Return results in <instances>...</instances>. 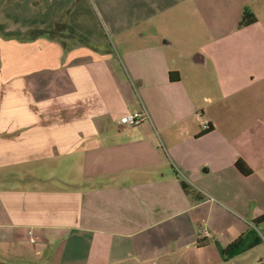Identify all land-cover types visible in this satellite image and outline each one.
<instances>
[{
  "label": "crops",
  "instance_id": "0c3cea01",
  "mask_svg": "<svg viewBox=\"0 0 264 264\" xmlns=\"http://www.w3.org/2000/svg\"><path fill=\"white\" fill-rule=\"evenodd\" d=\"M261 2L0 0V264H255L223 248L264 213ZM65 12L89 44L20 38Z\"/></svg>",
  "mask_w": 264,
  "mask_h": 264
},
{
  "label": "trees",
  "instance_id": "16d2710c",
  "mask_svg": "<svg viewBox=\"0 0 264 264\" xmlns=\"http://www.w3.org/2000/svg\"><path fill=\"white\" fill-rule=\"evenodd\" d=\"M66 12L63 15H59L57 24L53 29H36V30H31L26 32L24 35H22L20 38L22 40H30L33 38H36L38 36H45L49 39H60V38H65L66 36L69 37L68 32H72L73 37L70 36V38H73L74 40H77L79 43H85L89 44V39L77 32L76 30L72 29L68 23H67V17L65 16ZM256 21L255 15L248 11L247 9H244L239 17V20L237 22V25L239 28L249 25L253 22ZM169 79L170 80H177L178 79V74L177 72H169ZM210 126L207 125L205 128V131L208 130ZM235 166L238 168V170L244 174L247 175L250 171L246 168H244V165L242 162H237ZM180 184L182 188L185 190L187 193H194L189 189V186L184 180H180ZM195 199H200L196 194H193ZM252 223L254 225H259L264 223V213L253 218ZM203 242V241H201ZM261 242H264V227L261 233L257 232L254 228H249L247 231L241 233L238 237H236L233 241L228 243L224 248H223V255L225 259H229L236 254L247 250Z\"/></svg>",
  "mask_w": 264,
  "mask_h": 264
},
{
  "label": "rangeland",
  "instance_id": "374dc122",
  "mask_svg": "<svg viewBox=\"0 0 264 264\" xmlns=\"http://www.w3.org/2000/svg\"><path fill=\"white\" fill-rule=\"evenodd\" d=\"M239 1L240 0H233L234 3L231 5V7H229V11H230L231 14L233 13V11H235V9H237ZM247 4H248L247 7H249V8L252 5L250 1ZM255 5H256L255 6L256 7L255 10L258 11L259 8H261V10H264V3L263 2L257 3V4L255 3ZM225 9H228V7H224L223 6V7L219 8V10H221V12H219L220 15H217L215 17H218L219 19H223L224 23L227 24V19L229 18V14L225 13ZM192 11L195 13V14L193 13L194 17L193 18H188L186 20V25L188 26V28H190L192 30H194V28H195L196 31H200V33L197 34L199 38H195L193 33H191V34L186 33V37H185V40H184L185 43H206V41H210L211 42L213 40L214 41L215 40L218 41L219 38H213L210 33L207 34V30H208L207 29V23H205L203 21L206 16L201 15L199 12H195L194 11V7H192ZM212 19H213V17H212ZM198 20H202L203 22H200L198 24L197 23ZM68 33L69 34H67V35H69V37H70L72 35V32H68ZM216 34H217V32H216ZM71 37H73V36H71ZM108 43H110V45H111V50L115 54L119 55V53L117 51L120 49V46L117 44L118 43L117 40L115 41V39L110 36ZM53 172H54L53 174L56 176V174H58V169L54 170ZM73 173H74V169H73ZM57 177H59V175H57ZM5 183H7V181H5ZM67 186L73 187L75 185H74V183L73 184L72 183H68ZM252 220H253V217H250L246 221H240V225H241V228H242L243 232L247 231V229H249V228H254L257 232L261 233L262 230H263V227H264V223L259 224V225H254L252 223ZM243 232H241V233H243ZM251 248H255V250H254L255 251V256H254L255 264H264V242H261V243L255 245V246H253ZM251 248H249V249H251Z\"/></svg>",
  "mask_w": 264,
  "mask_h": 264
},
{
  "label": "built area",
  "instance_id": "2783aa9c",
  "mask_svg": "<svg viewBox=\"0 0 264 264\" xmlns=\"http://www.w3.org/2000/svg\"><path fill=\"white\" fill-rule=\"evenodd\" d=\"M149 119V114L145 107H141L139 110L130 111L125 113L119 118V121L126 126H137L144 120ZM205 128L207 127V122H204ZM206 236L209 234L203 230L202 231Z\"/></svg>",
  "mask_w": 264,
  "mask_h": 264
}]
</instances>
